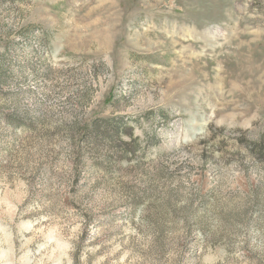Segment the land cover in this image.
Masks as SVG:
<instances>
[{
    "label": "rangeland",
    "instance_id": "374dc122",
    "mask_svg": "<svg viewBox=\"0 0 264 264\" xmlns=\"http://www.w3.org/2000/svg\"><path fill=\"white\" fill-rule=\"evenodd\" d=\"M0 264H264V0H0Z\"/></svg>",
    "mask_w": 264,
    "mask_h": 264
},
{
    "label": "trees",
    "instance_id": "16d2710c",
    "mask_svg": "<svg viewBox=\"0 0 264 264\" xmlns=\"http://www.w3.org/2000/svg\"><path fill=\"white\" fill-rule=\"evenodd\" d=\"M99 121H105V122L113 123V124H116V125L119 124V122H120V120H117V119H103V118H99L98 122ZM90 127H91V129H93V128L96 127V125L93 124Z\"/></svg>",
    "mask_w": 264,
    "mask_h": 264
}]
</instances>
